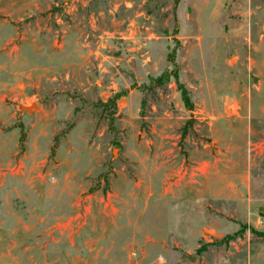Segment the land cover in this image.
Here are the masks:
<instances>
[{
  "label": "rangeland",
  "instance_id": "374dc122",
  "mask_svg": "<svg viewBox=\"0 0 264 264\" xmlns=\"http://www.w3.org/2000/svg\"><path fill=\"white\" fill-rule=\"evenodd\" d=\"M249 259L264 0H0V264Z\"/></svg>",
  "mask_w": 264,
  "mask_h": 264
},
{
  "label": "water",
  "instance_id": "95a60500",
  "mask_svg": "<svg viewBox=\"0 0 264 264\" xmlns=\"http://www.w3.org/2000/svg\"><path fill=\"white\" fill-rule=\"evenodd\" d=\"M38 109V106L36 104H32L31 106H28V107H24L23 110L26 112V113H33L35 110Z\"/></svg>",
  "mask_w": 264,
  "mask_h": 264
},
{
  "label": "trees",
  "instance_id": "16d2710c",
  "mask_svg": "<svg viewBox=\"0 0 264 264\" xmlns=\"http://www.w3.org/2000/svg\"><path fill=\"white\" fill-rule=\"evenodd\" d=\"M182 95L184 97L185 103H188V97H187V94H186V92L184 90L182 91Z\"/></svg>",
  "mask_w": 264,
  "mask_h": 264
},
{
  "label": "crops",
  "instance_id": "0c3cea01",
  "mask_svg": "<svg viewBox=\"0 0 264 264\" xmlns=\"http://www.w3.org/2000/svg\"><path fill=\"white\" fill-rule=\"evenodd\" d=\"M248 264H251V259H249V262H248Z\"/></svg>",
  "mask_w": 264,
  "mask_h": 264
}]
</instances>
